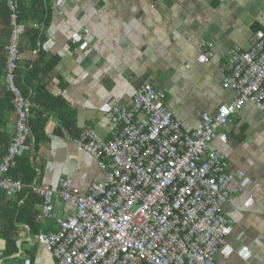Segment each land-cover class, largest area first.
Instances as JSON below:
<instances>
[{"label": "crops", "instance_id": "crops-1", "mask_svg": "<svg viewBox=\"0 0 264 264\" xmlns=\"http://www.w3.org/2000/svg\"><path fill=\"white\" fill-rule=\"evenodd\" d=\"M25 3L40 13L39 2ZM41 4L43 21L31 16L25 21L28 28L40 30L37 48L30 31L21 38L20 50L22 67L43 53V70L30 88L46 121L35 167L40 169L37 184L52 189L64 176L82 191L104 180L97 160L68 141L64 131L77 137L88 127L109 140L111 123L105 111L122 104L131 108L134 92L150 82L166 91L174 118L192 133L201 114L214 115L237 98L223 85L230 73L226 52L234 46L250 49L256 33L264 32V0H61L59 4L41 0ZM76 33L82 35L80 42L72 40ZM211 45L214 57L199 63ZM211 148L225 155L228 172L246 176L248 187L223 206L224 215L235 222L227 237L233 253L228 259L217 255L215 264H264V111L245 105ZM74 210L58 200L53 214L63 218ZM41 222L38 235L58 230L53 220ZM18 228V251L13 255L3 256L6 241L0 239V264H57L28 225ZM245 247L253 254L248 260L238 255Z\"/></svg>", "mask_w": 264, "mask_h": 264}, {"label": "built area", "instance_id": "built-area-1", "mask_svg": "<svg viewBox=\"0 0 264 264\" xmlns=\"http://www.w3.org/2000/svg\"><path fill=\"white\" fill-rule=\"evenodd\" d=\"M9 8L12 34L5 83L15 96L17 122L16 138L0 164V190L13 199L24 185L6 174L31 135V104L14 81L26 27L18 22V2L11 0ZM72 40L80 42L82 35L73 34ZM212 47L199 63L214 57ZM226 57L230 73L223 85L237 98L214 115L201 114L192 133L174 118L166 91L150 82L134 92L131 108L122 104L105 111L109 140L88 127L77 137L64 131L68 141L97 160L104 180L86 191L76 188L70 176L60 178L57 189L38 186L36 180L30 185L42 198L37 219L58 224L57 231L38 235L57 264H215L217 255L230 257L227 237L235 222L224 215L223 206L248 187L246 176L228 172L225 155L211 144L245 105L264 111V32L256 33L250 49L234 46ZM58 200L72 205L74 212L54 217ZM238 255L248 260L253 254L245 247Z\"/></svg>", "mask_w": 264, "mask_h": 264}, {"label": "trees", "instance_id": "trees-1", "mask_svg": "<svg viewBox=\"0 0 264 264\" xmlns=\"http://www.w3.org/2000/svg\"><path fill=\"white\" fill-rule=\"evenodd\" d=\"M10 1L11 0H0V164L3 159L9 155L10 146L16 138L17 122L16 107L14 104L15 96L5 83L8 60L7 47L10 44L12 34V26L10 23L11 10L9 8ZM18 1V11L20 12V17L18 19L19 23L26 25L25 21L28 16L37 17L40 21H43L45 11L42 8L41 0H34V2H39L41 6L40 13H37L35 8H27L25 3L26 0ZM25 27V33L31 31V41L35 48H37V40L40 32V30H38L39 28L33 27L30 29L28 26ZM22 37L23 35L21 38ZM20 56L21 59L15 72L14 81L22 96L28 99L31 104L29 107L30 118L28 121L31 128V135L27 138L22 150L15 155L11 161L6 174L7 177L20 181L24 185L23 190L13 199H8L6 192L0 190V239L6 241V251L3 255L6 257L18 251V225H28L31 228L32 234L36 233V235H38L42 224L36 217L37 212L33 209V206L42 204V198L34 194L30 185L35 180L37 181V178L39 179L40 176H38V170L40 169L39 167H35V161L39 146L45 141V135L41 127L46 125V121L42 120V112H39L36 108L37 106L41 107V103L30 88L33 87L32 81H36L39 73L43 70L41 66L43 53L38 55V58L34 59L32 62L26 63L24 67L21 66L23 63L21 50ZM42 89L43 87H39L37 93H41Z\"/></svg>", "mask_w": 264, "mask_h": 264}, {"label": "bare ground", "instance_id": "bare-ground-1", "mask_svg": "<svg viewBox=\"0 0 264 264\" xmlns=\"http://www.w3.org/2000/svg\"><path fill=\"white\" fill-rule=\"evenodd\" d=\"M19 3V2H18ZM12 141V140H11Z\"/></svg>", "mask_w": 264, "mask_h": 264}]
</instances>
